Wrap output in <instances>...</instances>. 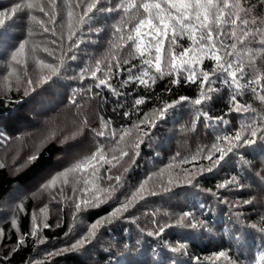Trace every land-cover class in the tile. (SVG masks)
Segmentation results:
<instances>
[{
  "label": "trees",
  "instance_id": "obj_1",
  "mask_svg": "<svg viewBox=\"0 0 264 264\" xmlns=\"http://www.w3.org/2000/svg\"><path fill=\"white\" fill-rule=\"evenodd\" d=\"M120 2L121 0H102L98 7L115 6ZM240 3L245 11H240L239 15L249 21L248 25H241L240 29L251 33H256L257 29L264 32V0H240ZM68 7L62 0H57L58 12L55 17L57 25L62 23L64 26ZM75 12L80 13L82 9H76ZM19 13L23 19L22 40L31 43L36 58L39 61L58 63V60L49 57L45 51V48L48 51L55 49L56 57H64L65 64L59 76H53L48 83L37 84L39 80L33 81L26 62L19 64L15 62V73H20L25 79H32L33 85L20 83L14 90L0 91V135L3 136V139H0V163L3 165L0 167V213L6 199L37 180L56 163L63 150L61 138L56 139L60 134L52 136L53 138L46 139L37 150H27L28 158L36 154L37 160L29 162L26 158L24 166L16 170L12 168L15 166L12 165L15 146L22 142L21 137L16 140L14 136L21 135L20 127L23 124L29 125L34 122L33 113L27 112L29 103L39 101L42 112L48 114L47 121H56L61 117L75 119V124L67 131L73 137L86 139L87 153L81 151L75 160L68 162L69 166L84 160L96 147L92 133L85 130V123L97 130H100L103 120L112 121L111 126L114 129L132 128L134 122L147 116L156 120V126L154 128L147 124L141 126L148 132L149 138H146L145 143L139 148L138 158L133 156V146L137 138L136 130L133 129L125 149L133 158L125 156L112 168L111 175L122 176L123 187L114 193L108 203L91 210L86 209L80 216L74 204L68 199L74 197L73 188L71 191L65 190L64 195L50 194L51 205H55L53 207L56 208L57 214L53 216L55 219L48 222L51 227L42 228L41 236L49 243V247L70 246L75 242L74 232H71V228L74 227L73 218H84L90 224L104 218L118 206L119 201L136 191L142 183L146 189L142 193L144 199L141 200L138 196L137 202H134L135 206L130 207L123 217L113 219L110 224H103L92 242L84 248L41 260L37 241L31 235L36 196H25L12 219L4 221L0 227L2 230L0 264H264L260 259L264 256V139H257L255 144L229 154L220 167L211 173L198 175L197 180L191 185L186 183L188 173L198 172L201 165L207 167L210 161L198 158L195 163L183 162L185 157L190 161L198 149L210 146L221 131L233 132L253 117H256L258 122L264 120V99H261L264 97V45H261L264 37L257 33L255 38L251 35L247 38L253 41L252 43L236 42V59L242 63L245 72L240 83L246 86L237 90L235 86L229 88L218 83L216 86L221 91L213 94L211 101L195 106L207 110L212 116L224 115L225 119L229 120L227 128L218 129L215 125L206 127L207 121L202 116L197 120L195 107L189 102L176 105L163 119L153 115L154 110L165 103L176 101L181 96L198 98L199 88L196 84L185 83L182 77L179 84L170 83L176 78L175 73L157 79L151 88L146 89L135 83L120 87L128 75L127 67L141 63L135 54L133 42L119 39L120 35L126 37L138 20L126 22L123 25L124 31L117 34L115 28L124 15L122 12L94 10L92 13L94 19L90 22L92 31H89L88 25H79L78 15L74 14L72 30L82 28L83 31L79 32L76 38L79 45L75 51L77 59L71 61L66 58L70 55L67 51L68 32L64 35L61 50L60 29L56 28V35L52 32L43 33L40 25L31 19L32 16L46 19L42 13L27 8ZM48 26L55 27L52 24ZM240 29H237L238 35L241 34ZM150 39L144 37V42L148 43ZM180 43L188 46L189 41L184 38ZM225 43L230 45L233 41L229 38ZM169 46L170 42L165 41V47ZM125 59L129 61L128 65L123 64ZM116 60L120 61L123 71L114 67L110 83L121 94L117 95L108 88H93L92 91H87L94 81L90 78V73H86L84 79H81L80 70L94 68L97 61L101 62L103 68L107 63L115 64ZM204 65L208 69L215 67L214 62L208 59L204 60ZM200 70L201 67L197 66V71ZM164 71L165 73L169 71L167 66L164 67ZM257 77L260 78L259 83L248 84V81ZM253 87L256 88V92H252ZM237 91L238 102L249 109L243 115L236 112L228 114L231 95ZM134 98H143L145 103L133 109ZM73 99L76 100L75 104L72 103ZM124 112H132V115L125 117ZM116 154L119 155L118 152ZM108 167L107 164L100 167L101 177L105 175ZM125 168L128 169L126 173ZM79 175L84 178L83 172H79ZM233 176L236 177L239 186L230 185L225 189H217L219 183ZM169 179L172 180V184L167 183ZM99 183L101 187L106 188L115 181L101 180ZM164 187L170 190L165 192ZM81 188L83 184L79 189ZM150 191L158 194L149 195ZM212 192L217 194L214 196ZM54 195L57 196V200H52ZM245 200H250L251 203H243ZM189 210L205 222L202 227L196 229L173 227L159 236L148 235V232L156 231L154 219L160 224L172 223L182 211ZM13 220L16 221L17 227L13 225ZM133 220L135 222H132ZM65 233L69 235L66 236ZM22 236L24 243L18 245L17 240ZM178 243L186 244L185 250L172 252L171 248ZM219 252L226 253L228 258L216 259Z\"/></svg>",
  "mask_w": 264,
  "mask_h": 264
},
{
  "label": "snow or ice",
  "instance_id": "obj_2",
  "mask_svg": "<svg viewBox=\"0 0 264 264\" xmlns=\"http://www.w3.org/2000/svg\"><path fill=\"white\" fill-rule=\"evenodd\" d=\"M63 4L68 5V18L71 20L74 14L78 15L79 25H88L89 31H92L91 21L94 19L92 13L96 12H122L124 15L120 18L118 26L115 28V33L119 34L124 31L123 25L131 20H138L131 32L125 37L120 35V40L132 41L135 48V54L140 58L141 63L139 65L132 64L127 67V77L122 81L120 87L123 88L130 83H135L143 86L144 88H151L156 84L157 79H163L165 75L172 76L175 73L176 78L170 81L171 84H179L182 77L185 83L196 84L199 88V96L195 99H190L187 96H181L179 99L172 103H165L163 106L154 110L153 115L158 116L159 119H163L170 109H173L181 102H189L194 107L201 106L203 103H207L212 100L213 94L221 91L216 85L223 84L232 88L235 86L237 90L245 87L240 80L244 79L245 72L242 63L238 62L236 57L237 41L252 43L253 41L247 40L251 35L255 38L258 33L261 37H264V32L260 29L256 30V33L243 31L240 29L241 25H248L249 21L243 19L240 15V11H245L241 7L240 0H121L120 3L115 6L109 5L108 7H98L101 5L102 0H62ZM24 8L29 10H38L43 14L44 18H37L32 16L31 19L35 20L41 27L43 33L52 32L56 35V28L61 29L60 34V47L63 50V41L65 39L63 33V24H56L57 0H28L25 4H17L14 11H22ZM76 9H82V12L76 13ZM62 10V9H61ZM3 12H0V17L4 16ZM5 23L4 19H0V26ZM254 23V21H253ZM52 24L55 27L50 28L48 25ZM227 29V30H226ZM237 29H240L241 34H237ZM83 31L82 28H77L76 31L72 30V24L68 25V52L67 59L74 61L77 59L75 54L78 48L77 37L78 33ZM97 32L99 29L96 30ZM144 37H150L148 43L144 42ZM187 38L189 41L188 46H184L180 43V40ZM231 39L233 43L230 45L225 43L227 39ZM165 41L170 42L169 47H165ZM55 43V41L53 42ZM261 45H264V39L261 40ZM122 47V45H119ZM25 43L19 45V49L13 54L12 60L17 64L20 61L17 57L23 53ZM229 48L231 50H229ZM179 49V51H177ZM154 50V54H153ZM49 57L58 60V63H48L45 60H40L39 65L47 72L41 76L37 84L48 83L53 76H59L62 67L65 64L64 57H56L55 49L48 51L45 48ZM208 59L214 62L215 67L208 69L204 65V60ZM124 65H128L127 59L123 60ZM167 66L169 71L165 73L164 67ZM197 66L201 67L200 71H197ZM121 69L120 61L116 60L115 64L107 63L105 67H101V62L97 61L94 68H83L80 70L79 75L81 79H84L86 73H90V78L94 81V84L90 86L87 91H92L93 88H108L113 93L120 95L121 93L112 87L110 83L113 75V68ZM106 73V75H105ZM154 73V74H153ZM99 74V75H98ZM26 75V74H25ZM259 77L255 80L248 81V84L259 83ZM20 83V77L17 78V84ZM29 86L33 85L32 79H27ZM33 91L35 88L33 87ZM171 89H169L170 91ZM252 92H256V88H252ZM97 95L99 93H96ZM238 91L231 95L229 102L228 114L236 112L243 115L247 113L249 109L241 105L237 100ZM264 99V97H261ZM73 104L76 100L73 99ZM145 103L143 98H134L132 108L136 109L138 106ZM196 119L199 120L201 116L207 121L206 127L213 125L217 128H227L229 120L225 119L224 115L212 116L207 110H203L200 107H195ZM125 117H130L132 112H124ZM147 124L149 127L154 128L156 126V120L149 117H145L138 122L132 124V128L120 127L117 129L112 128V121L103 120L100 130L89 127L85 123V130L92 133L93 140L96 144L95 151L84 160L72 165L62 171L56 173L47 182L41 185V191L49 189H57L58 195H63L64 188L58 187V181L60 185L68 186L70 183L69 176L73 172H83L84 178L82 180L83 188H73L74 197L68 198L74 204L77 213H81L84 210H91L103 204H106L113 197L114 193L123 187L122 176L111 175L112 168L116 167L125 156L129 159L133 157L129 155V152L125 149L127 144L121 147V143L125 141V137L132 136L133 129L136 130V143L134 144L133 156L139 157V148L145 143V139L149 138L148 132L144 131L141 127ZM71 138V137H69ZM0 139L3 136L0 135ZM257 139H264V120L257 121L256 117H253L250 121L241 125L239 129H235L233 132L225 133L221 131L216 135L215 141L210 146H205L197 150L196 154L189 158L185 157L183 162L195 163L198 158L210 161L207 167L201 165L198 172L193 171L188 173L186 183L191 185L197 180L198 175L203 173H211L214 169L221 166L229 154H234L235 151L245 146L253 145L257 142ZM119 153L117 155L116 153ZM110 154V158H109ZM215 157V158H214ZM38 159V155L32 154L28 160L29 162ZM103 164H107L109 167L103 177L99 175L100 167ZM0 167H3L0 164ZM127 168L124 169L126 173ZM187 171V170H185ZM105 180L108 182L115 181L114 184H110L109 187H101L100 181ZM77 183H80L78 180ZM168 184H172V180L167 181ZM93 185H95L93 187ZM230 185H238V181L235 176L219 183L217 189H225ZM163 187V186H162ZM145 185L142 183L139 187L131 193L129 196H125L123 200L119 201L110 214H107L102 219H97L95 222H91L90 227L86 229L85 234L81 235L70 246L63 247L57 251L49 252V257L58 256L66 252H74L84 248L90 244L96 236L98 227L104 223H112L113 219H120L123 214L130 210V207H134L136 198L142 200L145 197L142 193L145 191ZM165 192L169 191L167 187L163 189ZM211 191V190H209ZM149 195H157L155 191H150ZM216 192H212V195H216ZM52 200H57V196L54 195ZM58 202V201H57ZM243 203L250 204V200H245ZM46 207V206H45ZM238 207V205H233ZM45 209L42 208L41 212ZM167 215V213H165ZM35 220V217H33ZM132 222H135L134 220ZM13 225L16 221L13 220ZM204 221L196 217L195 213L191 210L182 211L172 223L160 224L155 219L153 224L156 225V231L148 232V235H157L164 233L167 229L173 227H185L190 229H196L204 225ZM44 228H49L51 225L44 223ZM256 227V225H253ZM39 226L34 225L31 231L32 236H38ZM2 234V230H0ZM69 235V233H65ZM24 243L23 236L17 240L18 245ZM186 244L178 243L177 246L172 247V252H181L185 250ZM16 249H13L15 251ZM221 257L227 259V254L219 252L216 259ZM199 259V258H197ZM261 261L264 262V256H261Z\"/></svg>",
  "mask_w": 264,
  "mask_h": 264
},
{
  "label": "rangeland",
  "instance_id": "obj_3",
  "mask_svg": "<svg viewBox=\"0 0 264 264\" xmlns=\"http://www.w3.org/2000/svg\"><path fill=\"white\" fill-rule=\"evenodd\" d=\"M28 0H0V12H3L5 15L0 17V19H4L5 23L0 26V91L9 92L10 90L16 89L19 87L20 83H27V79L22 77L20 73L14 70L15 61L12 60V56L16 53L19 49V45L21 43H25V48L23 53H21L17 59L20 62H26L28 67L30 68V74H32L33 81L40 80L41 76L47 72V69H44L42 66L39 65V60L36 58L34 54V49L30 45L31 43L27 42L23 38V19L21 18V14L19 11H14L15 6L17 4H25ZM23 11V10H22ZM64 19V26H63V33L66 35L68 32V25L69 23L72 24L73 17L69 20L68 15ZM60 29V28H59ZM61 33V29H60ZM35 73V75H34ZM25 76V74H24ZM20 77V83L17 84V78ZM39 101L35 103H29L27 112L32 114L34 117V122L32 124L22 125L21 135H15L14 137L19 139L22 138V142L15 146V153L12 156L13 164L12 166L14 170H16L20 166H24V161L28 158L27 150L34 149L37 150L38 147L43 144L46 139L53 138L52 136H57V138H61L62 141V153L58 156L56 163L50 167L45 173H42L41 176L35 180L30 186L25 187L19 191H17L13 196L6 199L5 204L2 208V213H0V227L2 223L6 220L12 219L14 212L17 210L19 203L21 200L28 195L36 196L35 198V205L33 209V226H39L38 236L35 237L38 246V252L41 254L39 255L40 259H46L49 256L47 255L48 252H53L59 250V246L49 247V243L41 236L43 224L47 223L50 220H53V216L57 214L56 208L53 207L55 205H51L50 202V194H57V189H49L46 191H41V185L51 179L56 173L62 171L65 168H68L72 165H68V162L75 160L77 155L82 151L83 153H87L86 149V139L83 137L77 138L73 137L70 133H68V129L70 130L71 125L75 124V119L73 117L68 118H59L56 121L51 120L47 121L46 118L48 114H44L39 106ZM55 134V135H53ZM71 137V138H69ZM130 137H125V141L121 143V147L125 144H128ZM17 147V148H16ZM95 151V149L93 150ZM92 154V153H91ZM90 154V155H91ZM110 156V155H109ZM73 158V159H72ZM1 159V158H0ZM1 162V160H0ZM1 164V163H0ZM75 165V164H74ZM155 177V175H154ZM83 176L79 175V172H73L69 176L70 183L68 186H63L59 184L58 187L62 186L64 191H71L72 188L79 189L81 187ZM80 183H77V181ZM73 192V191H72ZM69 193V192H68ZM64 195V193H63ZM62 197V196H59ZM51 205V206H50ZM46 206V207H45ZM58 206V205H56ZM44 208L45 210L41 212V209ZM62 207H60L61 209ZM82 216L83 214L80 213ZM52 218V219H51ZM78 217L73 218L74 227L71 228V232H74L73 241H76V237H80L81 235L85 234L86 229L90 227V223L84 219ZM56 222V221H55ZM105 224V223H104ZM17 227L16 223L14 225ZM102 226V225H101ZM98 227V230L101 228ZM33 228V227H32ZM1 229V228H0ZM82 230V231H81ZM97 230V231H98ZM79 231V232H76ZM71 240V239H70ZM49 248V249H47ZM53 248V249H52Z\"/></svg>",
  "mask_w": 264,
  "mask_h": 264
}]
</instances>
